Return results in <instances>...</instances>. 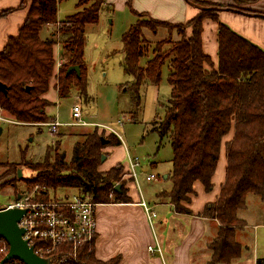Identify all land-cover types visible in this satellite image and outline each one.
Wrapping results in <instances>:
<instances>
[{"label": "trees", "instance_id": "trees-1", "mask_svg": "<svg viewBox=\"0 0 264 264\" xmlns=\"http://www.w3.org/2000/svg\"><path fill=\"white\" fill-rule=\"evenodd\" d=\"M59 1L31 0L28 17L19 33L9 37L0 50V82L6 85V91L0 89V107L24 124L51 121L46 114V107L51 103L43 95L48 92L54 74L56 43L61 44L64 59L55 74L59 96L69 95L72 88L81 96L87 95L85 29L87 23L98 21L106 0H92L89 7L85 0H80L78 5L82 8L65 19L68 25L60 28L62 36L56 40L44 39L41 30L44 25L57 22ZM192 1L201 11L186 24H171L133 11L137 19L123 35L124 67L126 73L133 76L127 89L133 91L132 99L139 103L144 80L157 84L163 65L168 62L170 97L165 103L164 116H157L152 122V130L158 132L160 140L167 137L173 150L172 166L166 178L171 181V187L160 191L159 195L167 197L178 212L191 211L188 203L195 193L196 181L202 182L207 191L212 190V177L223 139L232 133L226 142V177L220 194L203 212L219 222L216 235L209 244L211 262L229 263L240 255L241 244L237 236L247 225L238 212L247 207L249 194L264 198V48L220 21L218 8L209 13L198 0ZM235 1L247 4L254 0ZM235 7L240 11H253L245 6ZM207 17L218 22L217 66L203 48V21ZM158 24L189 27L191 33L180 31L181 38L170 48L162 50L156 46L154 57L148 60L146 67H141L140 59L147 50L143 28L156 31ZM71 65H78L80 73L68 72ZM96 129L77 134L79 138L73 144L71 157L65 150L56 148L53 157L47 155L44 160L32 161L23 151L20 164L35 171V175L25 181L45 192L74 188L81 196L97 203L130 201L123 184L119 190L115 189L121 183L119 174L123 165L119 163L106 171L100 170L103 148L121 141L114 135L116 139L110 138L104 143L103 138H106ZM18 170L19 167L10 169L7 174L21 179ZM15 192L17 197L22 191ZM70 250V246H63L57 253L58 257L68 256L60 264L119 262V257L97 258L94 241L81 245L76 258L70 255ZM2 259L3 255H0V264L11 262L2 263ZM257 264H264V259L258 258Z\"/></svg>", "mask_w": 264, "mask_h": 264}, {"label": "rangeland", "instance_id": "rangeland-1", "mask_svg": "<svg viewBox=\"0 0 264 264\" xmlns=\"http://www.w3.org/2000/svg\"><path fill=\"white\" fill-rule=\"evenodd\" d=\"M80 0H61V12L57 16L60 24H46L41 30L42 38L57 39L61 33H57L58 27L68 25L65 22L68 16L76 13L82 7L78 5ZM86 7H89L92 0H85ZM209 11L214 13L219 3L206 0H198ZM106 3V2H105ZM235 6H246V3L240 4L233 2ZM28 6L31 0H27ZM112 8H104L100 11L97 22L87 23L85 31V59L87 65L88 86L87 95H80L75 88L71 89L69 95L60 97L55 90L53 83L49 89L47 97L55 101L48 107L50 119H57L63 124L58 133L50 132L49 126L44 122L37 124H21L20 122H0L2 132L0 133V205L9 203L15 199V191L25 190V188L34 189V186L28 184L25 178H32L35 171L31 168L21 165L23 151L26 152V158L32 161L44 160L45 156L53 157L55 149L65 150L68 157L72 155L73 144L78 139V133H85L96 128L89 126H79L70 124L73 122L71 108L74 102L81 101L83 106V119L88 122L100 124L101 126H110L119 131L123 137L122 148L114 147L111 155V147L106 144L102 153L106 159L102 161V166H110L113 158L120 162L126 161L127 147L131 156L141 157V165L137 167L138 190L145 198H154L159 191L168 190L171 187V181L164 178L171 170V159L173 150L167 137L160 140L157 131L152 130V122L157 116H164L165 103L170 97L171 86L168 82L169 67L168 62L163 65L161 78L157 84L145 79L140 87V101L136 103L132 99L133 91L127 89L131 86L133 76L125 71V54L123 52V35L132 24L135 23L136 15L128 9L119 6L117 1L110 2L107 5ZM59 27V28H60ZM188 34L189 27H172L169 25H157L156 31L144 27V37L147 41V50L140 59V66L146 67L149 59L155 55V47H161L162 50L170 48L172 43L181 38L180 31ZM61 35V36H60ZM161 43V45H160ZM61 50L56 49L55 59L61 58ZM56 65V64H55ZM56 68V66H55ZM59 71V70H58ZM55 72L51 77V82L57 84ZM52 121V120H51ZM122 121V122H120ZM100 136L106 139H116L105 131L96 129ZM55 134V135H54ZM63 140H62V139ZM62 142H61V141ZM108 156H110L108 158ZM145 157V158H144ZM108 158V159H107ZM15 163L17 166L11 165ZM18 163V164H17ZM119 164V163H118ZM19 167L22 171V178H15L14 174H7L8 170ZM123 167L119 174L120 182L127 184L128 177L125 175ZM155 173L157 179L148 181L146 175ZM74 188L62 187L56 190H50L52 195L72 194ZM241 218H244L247 225L240 230V239L244 247L249 246L251 251H256L259 258L264 259V198L259 195L249 194L247 196V207L238 212ZM246 248V247H245Z\"/></svg>", "mask_w": 264, "mask_h": 264}, {"label": "crops", "instance_id": "crops-1", "mask_svg": "<svg viewBox=\"0 0 264 264\" xmlns=\"http://www.w3.org/2000/svg\"><path fill=\"white\" fill-rule=\"evenodd\" d=\"M114 1H117L122 9L128 7L131 13L133 11L147 13L153 19L166 21L171 24H186L201 11L200 6L192 0H110V2ZM208 1L220 4L217 6V14L220 21L264 48V0H254L247 3L245 7L254 12L240 11L234 6V0ZM59 3L57 16L61 12V4ZM105 4L104 8H112V6L109 7L111 4L107 5V0ZM4 10L8 11L2 14ZM28 13L29 6L27 0H0V50L4 48L9 37L19 33L21 26L28 17ZM189 29L188 35L191 33V28ZM202 42L204 51L211 56L215 66H217L219 48L218 22L213 18L207 17L203 21ZM56 49H60L62 53L60 43H56L54 46V57ZM55 61L56 68L54 72L57 74L60 65L56 59ZM52 83L55 88V81L50 83V87ZM55 90L59 95L58 90L56 88ZM48 92L43 96L51 103L46 107V114L49 116L48 107L55 101L47 97ZM74 104L82 106L81 101H75ZM5 114L12 117L7 113ZM55 119H57L56 116L50 120L53 121ZM79 126L98 128L100 131L115 135L121 143L123 142L121 133L112 127L117 133L93 122ZM231 137L232 133L223 139L218 164L212 177V190L207 191L202 182H195V193L191 197L190 203H188L190 212H178L175 205L167 197L159 195L160 191L152 199L145 198L142 195L138 190L137 177L129 172L128 156L131 154L127 147H125L127 157L124 163L120 162L117 158H113L110 166H102V170L106 171L118 163L123 165L126 170L125 175L128 177L127 184L124 187L127 189L130 201L102 202L96 206L97 232L94 239L96 257L101 260L119 257L118 264H257L259 256L255 250L251 251L249 246L244 247L243 242H241L242 238L240 239L239 235L240 230L237 236L241 244L239 257L229 263L211 262L212 251L209 248V244L211 239L216 235L219 222L214 218L205 216L203 212L206 205L216 201L220 194L222 183L226 177V142ZM121 143L109 145L111 147L110 156H112L115 150L114 147L118 146L122 148ZM118 184L121 185V183ZM74 193L77 192L75 191ZM60 196H63V194ZM142 200H145L157 213L152 221L149 220L144 206L140 203ZM150 244L159 245L161 251L158 249L150 251L148 248Z\"/></svg>", "mask_w": 264, "mask_h": 264}, {"label": "built area", "instance_id": "built-area-1", "mask_svg": "<svg viewBox=\"0 0 264 264\" xmlns=\"http://www.w3.org/2000/svg\"><path fill=\"white\" fill-rule=\"evenodd\" d=\"M61 21H57L60 24ZM60 27V26H59ZM58 27V30L61 28ZM59 33L58 31H56ZM64 59L61 56L57 60L61 65ZM73 122L70 124L86 125L88 124L83 119L82 106L74 104L72 106ZM0 122H16L12 117L6 115L0 107ZM49 126L52 133H57L60 126L65 124L58 119L45 123ZM105 128L117 133L109 126ZM121 137L120 134H118ZM141 164V157L128 156L129 172L137 177V167ZM155 173L146 175L148 181L157 179ZM48 194V195H47ZM47 197H44L46 196ZM150 221L157 215L156 211L145 200L140 202ZM99 203L94 202L79 193H72L63 196L50 195L49 191L40 190L39 186L34 189L21 192V197L9 203L0 205V210L8 208H21L25 210L22 218L18 222L19 226L24 229L22 238L28 242L34 252L42 257L49 259V264H60L67 260V255L57 256L63 246H70V255L73 258L77 257L78 248L85 244L94 241L97 232V221L95 216V208ZM9 243L6 239L0 237V255L3 258L9 251ZM150 251L159 250V245H148ZM10 264H26L23 261L12 258L7 262ZM6 263V262H5Z\"/></svg>", "mask_w": 264, "mask_h": 264}, {"label": "water", "instance_id": "water-1", "mask_svg": "<svg viewBox=\"0 0 264 264\" xmlns=\"http://www.w3.org/2000/svg\"><path fill=\"white\" fill-rule=\"evenodd\" d=\"M75 71L80 73V67L78 65H71L68 68V72ZM0 89L6 91V85L0 82ZM2 127L0 126V133ZM103 142L106 143L107 139L103 138ZM106 159V155H102V161ZM18 176H22L21 169L18 170ZM167 178V174L164 175ZM120 184L115 186L116 190L120 189ZM21 197V193H18L17 198ZM25 213L21 208H8L0 210V237L6 239L9 243V251L2 259V263L7 262L12 258H17L26 264H49L50 261L47 258L38 256L33 248L28 245V242L22 238L24 229L19 226L18 222Z\"/></svg>", "mask_w": 264, "mask_h": 264}]
</instances>
